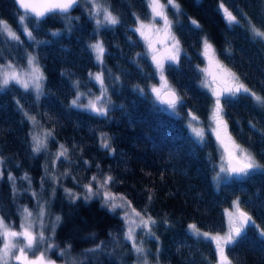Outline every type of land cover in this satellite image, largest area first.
<instances>
[{
  "label": "trees",
  "instance_id": "1",
  "mask_svg": "<svg viewBox=\"0 0 264 264\" xmlns=\"http://www.w3.org/2000/svg\"><path fill=\"white\" fill-rule=\"evenodd\" d=\"M100 1L119 18L118 24L95 30L78 3L65 14L26 20L34 37L30 40L19 24L23 13L13 0H0V20L20 37L15 41L0 34V63L21 67L30 54L44 76L39 98L15 83L0 90V217L16 227L24 207L34 216L43 207L46 243L54 245L49 257L56 262L134 264L137 256L124 239L117 211H109L98 198L85 200L82 193L93 176L110 175V191L156 221L153 237L144 239L156 263L217 264L214 243L197 238L188 226L222 233L223 211L238 199L258 227L248 226L227 254L233 264H264V237L259 235L264 230V170L217 183L216 141L208 132L202 142L196 140L186 124L191 113L206 129L212 116V96L201 85L205 39L222 64L264 96V40L250 31L251 25L264 31V0H176L179 13L160 0L180 42L178 62H166L164 71L181 98L175 113L162 109L149 91L156 71L135 31L137 17L151 20L148 0ZM221 3L238 24L229 25ZM97 42L105 49L102 63L91 48ZM101 73L110 102L107 114L73 107L76 90L93 87L92 78ZM221 105L228 133L264 164V107L243 92L222 97ZM25 112L35 117V124ZM34 127L51 132L38 153L33 152ZM101 134L108 137L110 149L101 146ZM61 145L68 149V159L52 162L53 150ZM9 174L15 177V191ZM25 175L30 183L22 179ZM65 189L80 198L73 202ZM56 216L61 220L53 235ZM97 246L98 251H87Z\"/></svg>",
  "mask_w": 264,
  "mask_h": 264
},
{
  "label": "snow or ice",
  "instance_id": "2",
  "mask_svg": "<svg viewBox=\"0 0 264 264\" xmlns=\"http://www.w3.org/2000/svg\"><path fill=\"white\" fill-rule=\"evenodd\" d=\"M19 8L23 10V14L19 16V24L22 26L23 32L31 40L34 39L33 33L29 30L26 20L35 18L38 22L48 13H68L73 6L79 3V0H15ZM92 5V15L94 17H99L101 12L103 13V21L108 25L118 24L119 18L112 14L108 7L100 3L99 0H88ZM167 4L171 5L177 13L180 11V5L176 3V0H167ZM148 7L151 9L152 22L145 23L137 17V23L139 26L135 29L142 38L145 39L148 45V51L151 54L152 62L156 67L157 72L161 78L160 87L153 86L151 91L154 94L156 100L167 105L169 109L175 110L180 102V97L176 94L175 90L172 89L164 76L165 71V61L171 63H177L180 54V42L176 38L175 34L172 33V21L169 20L165 8L166 5L162 4L160 0H148ZM220 8L223 9L226 20L229 25L238 24L239 21L237 17L233 15L231 11L224 6L223 3L220 4ZM159 17L163 20V29L155 27V20ZM97 25L101 24L99 19L96 20ZM192 25L199 27L197 21L192 20ZM251 24V22L249 21ZM250 31L254 37H258L260 40H264V31L257 28L255 25H251ZM0 34H5L11 40L19 41L20 37L17 35L11 26L4 20H0ZM55 35V33H53ZM152 36L160 37L163 36V40L157 39L155 43H162L163 54H161V49L154 47V42L150 38ZM171 41V44L167 43ZM91 48L96 53V59L98 62H103V53L105 51L102 43L97 42L91 45ZM203 55L208 61L210 67L215 68V72H210L208 69H201L205 73V80L202 86L209 88L212 92L213 97H215V104L212 111L211 119L215 125L212 129L216 139L223 149L222 163L220 167L221 173H226L229 176L236 177H247L251 172L257 170H264V164L257 161L255 155L246 147L237 143L235 139L228 133L227 122L223 118V107L221 105V96L227 95L229 98L237 97L241 92L250 95L259 106L264 107V96L258 95L255 91L251 90L244 83L241 82L239 76L233 72L226 65L222 64L216 57L214 49L211 44L205 39L204 41V51ZM28 69L27 71H18L17 68L11 63L6 66L0 65V90L7 88L10 83H15L20 85L26 91L31 87L37 93V98H39V93L41 90V81L44 79L43 73L41 72L39 66L35 62V58L31 55L28 57ZM211 77V80L208 79ZM94 79L101 85L102 93L101 96L95 99H90L88 104L85 106L88 110L97 115L104 116L107 114L106 105L101 103L106 89L104 88L103 74H97ZM142 91V90H141ZM80 97L77 96L76 99L72 101V105L79 107ZM191 115L192 120H198V117ZM25 116L28 113L25 112ZM28 118L35 124V117L28 116ZM192 128L195 136L202 142L204 137V131L201 128H197L189 125ZM51 135V132L44 133L43 137L39 135H33V152H40L42 148L46 147V138ZM101 146L103 148L110 149V142L106 134H101ZM63 156L68 159V149L63 145L60 146V151L57 154V159ZM3 160L0 159V164ZM3 173L0 172V176ZM67 175V173H65ZM8 179L13 182V190L15 191V177L11 174L8 175ZM22 179L29 180L27 175L22 177ZM55 179V178H54ZM219 179V176H217ZM92 181H95L97 187L93 189L92 183L84 185L86 194L85 200H90L94 196L102 197V206L107 207L109 211L115 212L117 208H130L131 212L125 211L124 222L127 226V231L124 233V239L131 242L132 251L137 256V264H148V259L146 255V250L143 247V241L137 242V229L145 230L146 234L153 236L151 226L156 223V221L151 216L142 215L141 212L136 211L135 208L131 207V202L127 201L124 196H117L113 194L108 185L113 181L112 176H105L103 180L96 176L92 177ZM70 197L73 198V202L79 199V195L73 193L70 189H65ZM36 194L33 193V196ZM152 199L151 196L148 198ZM232 211L225 210V215L228 217V230L223 235L211 234L209 232H202L195 224H190L188 226L189 231L197 238L203 237L205 240H210L215 245L217 264H233V260L230 259L227 254V250L230 246L235 245L246 233L247 227L251 224L255 225V221L248 212L241 208L240 201L237 199L233 201ZM21 223L19 229L17 230L11 224L7 223L3 217H0V264H54L53 261L46 257V252L50 250L54 245L48 244L45 251H41L39 255H34L30 258L29 253H35L38 250V246L46 242V237L43 232L45 227L43 223V217L45 215V209L40 207L38 216L40 218V231L35 230V223L32 219L33 212L27 207H24L21 211ZM61 217L56 216L55 223L52 226L53 235L55 234V227L60 222ZM258 227V226H256ZM259 235L264 237V230H261ZM99 246L95 249H89V252L98 251ZM61 255H64L61 252ZM71 264H77V261L73 259Z\"/></svg>",
  "mask_w": 264,
  "mask_h": 264
},
{
  "label": "rangeland",
  "instance_id": "3",
  "mask_svg": "<svg viewBox=\"0 0 264 264\" xmlns=\"http://www.w3.org/2000/svg\"><path fill=\"white\" fill-rule=\"evenodd\" d=\"M99 2L100 3H102L100 0H99ZM79 3H80V8H83V9H85V12L87 13V15H88V17L92 20V23H93V26H94V29L95 30H97L98 29V27H101V26H103V25H108V24H106L104 21H103V13L101 12V14H100V16L99 17H94L93 15H92V12H93V9H92V5H91V3H89L88 2V0H79ZM103 4V3H102ZM171 6V5H170ZM150 11H151V9H150ZM97 19H99L100 21H101V24L98 26L97 25V23H96V20ZM150 22H152V13H151V20L149 21V22H147V23H150ZM163 20H161L159 17H157L156 18V20H155V27L156 28H160V29H163ZM139 26V25H138ZM138 33V32H137ZM138 35H139V37L141 38V40H142V42H143V45L145 46V48H146V53H147V55L149 56V58H150V60H151V62H152V58H151V54L149 53V51H148V45H147V43H146V41H145V39L144 38H142L141 37V35L138 33ZM152 40H153V42H154V47L155 48H157V49H161V54H163V47H164V45L162 44V43H155V41L157 40V39H160V40H163V36H160V37H156V36H152V37H150ZM168 44H169V46H170V44H171V41H168L167 42ZM95 44V43H94ZM96 54V53H95ZM30 55V54H29ZM31 56H33V55H31ZM29 57V56H28ZM28 57H27V59H26V61H25V63H24V65L23 66H21V67H16L15 65V67L17 68V70L18 71H27V70H29L28 69V63H27V61H28ZM34 57V56H33ZM205 57V56H204ZM35 58V57H34ZM36 62V61H35ZM166 62H168V61H165V63ZM7 64H9L8 62H3V63H0V65H2V66H6ZM36 64H37V62H36ZM152 64H153V62H152ZM13 65V64H12ZM38 65V64H37ZM39 66V65H38ZM153 66H154V69H155V71H156V77H157V81H156V83L154 84L155 86H157V87H160V85H161V78H160V75H159V73L157 72V70H156V67H155V65L153 64ZM40 68V67H39ZM202 69H208L210 72H215V68L214 67H210L209 66V63H208V61L205 59V63H204V65H203V68ZM41 70V69H40ZM95 75H97V74H95ZM208 79L209 80H211V77H208ZM205 80V73L204 72H202V76H201V85L203 84V81ZM42 84H43V80L41 81V89H42ZM92 85H93V87H91V88H89L87 91H85V90H81V89H78V90H76V92H75V94H74V97L72 98V100H71V102H70V104L72 105V101L74 100V99H76V97L77 96H79L80 97V99H79V101H78V103H79V107H76V106H73V107H76V108H86L85 106L88 104V101L90 100V99H95L96 97H99V96H101V93H102V89H101V85L94 79V77L92 78ZM154 85H152V86H150V88H149V91H150V93L154 96V94L152 93V91H151V89H152V87L154 86ZM169 85V84H168ZM20 86V85H19ZM170 86V85H169ZM211 96H213L212 95V92H211V90L209 89V88H205V87H203ZM29 90H31L34 94H36L37 95V93H36V91L33 89V88H29ZM40 93H41V90H40ZM39 93V94H40ZM222 96H226V94L225 95H222ZM221 96V97H222ZM155 97V96H154ZM213 101H214V103H215V97L213 98ZM158 102V101H157ZM101 103L102 104H104V105H106V107L110 104V102H109V99H108V97H107V93H104V96H103V99L101 100ZM159 103V102H158ZM159 105H160V107L162 108V109H164L165 111H167V112H169V113H175V110H172V109H169L168 107H167V105H165V104H161V103H159ZM186 124H187V128H188V131L190 132V134L196 139V140H198V141H200L196 136H195V134L193 133V131H192V128L189 126L190 124L192 125V126H194V127H197V128H201V129H203V131H204V136H205V133L206 132H208L213 138H214V140L216 141V144H217V147H218V151H219V159H218V163H217V168H216V173H215V180L217 181V183H220V182H223V181H226V180H228L229 178H230V176L229 175H227L226 173H221L220 172V167H221V165H222V163H224V160H222V155H223V149L220 147V145H219V143H218V141H217V139H216V136H215V134H214V132H213V128L215 127V125H214V123H213V121H212V119L210 118V123H209V126L206 128V129H204L198 122H197V120H192V118L191 117H188V119L186 120ZM47 131L46 130H44V129H39V128H33V130H32V137H33V135H39V136H41V137H43V135H44V133H46ZM49 137V136H48ZM48 137L46 138V140L48 139ZM204 138V137H203ZM32 143H33V140H32ZM34 146V145H33ZM32 146V147H33ZM60 151V146H57L54 150H53V152H52V158H51V160H52V162H54L56 159H57V154H58V152ZM62 157V156H61ZM217 176H219V179H217ZM101 180H103V178L101 179ZM91 183H92V185H93V189L95 190V188L97 187V184H96V182L95 181H92V179H91V181H90ZM83 189H82V193H83V195H84V197H85V194H86V190H85V187L83 186L82 187ZM113 194H115V193H113ZM117 196H120V195H118V194H116ZM92 198H98L99 200H100V202L103 204V201H102V197H100V196H94V197H92ZM235 201V200H234ZM232 204H233V201H231L230 202V204L224 209V211H223V216H224V221H225V225H226V228H225V230L222 232V233H219V234H221V235H223L224 233H226L227 232V230H228V217L225 215V210L227 209V210H229V211H232L233 209H232ZM132 207V206H131ZM107 208V207H106ZM108 209V208H107ZM109 210V209H108ZM115 211H117V213L119 214V216H120V218H121V220H122V222H123V226H124V233L127 231V226H126V224H125V222H124V219H123V217H124V214H125V211H128L129 213L131 212V209L130 208H127V207H125V208H117ZM143 215V214H142ZM21 219H22V217H21V215H20V220H19V223H18V225L16 226V227H14V228H16L17 230L19 229V225H20V223H21ZM32 219L34 220V221H36V223H35V230L38 232V231H40L41 229H40V218H39V216L36 214V216H34L33 215V217H32ZM44 223V222H43ZM189 229V228H188ZM43 232H44V235H45V237L47 238V231L45 230V228H43ZM136 235H137V242H140V241H143V247L145 248V250H146V255H147V259H148V264H158V263H156L154 260H151V257L149 256V254H148V252H149V249L145 246V244H144V239L145 238H152L153 236H149V235H147L146 234V232H145V230H143V229H137V233H136ZM47 240V239H46ZM131 243V242H130ZM48 246H47V243L45 242V243H42V244H40L39 246H38V250L37 251H35V253H29V256H30V258H33L34 257V255H39V253L41 252V251H45V249L47 248ZM46 257L48 258V259H50L51 261H53L54 262V264H71L70 262H56L54 259H52V258H50L49 257V251H47L46 252ZM134 264H137V261L134 263Z\"/></svg>",
  "mask_w": 264,
  "mask_h": 264
},
{
  "label": "water",
  "instance_id": "4",
  "mask_svg": "<svg viewBox=\"0 0 264 264\" xmlns=\"http://www.w3.org/2000/svg\"><path fill=\"white\" fill-rule=\"evenodd\" d=\"M13 3H14V5H15L16 9H17L19 12L23 13V10L19 8V5L16 4L15 0H13ZM74 7H75V6H73V8H74ZM73 8H72V9H73ZM72 9H70L69 12H70ZM56 13H59V12H56ZM48 14H50V13H48ZM48 14H46V15H48ZM59 14H65V13H59ZM46 15H45V16H46ZM45 16H44V17H45ZM44 17H43V18H44ZM33 18H34V17H33ZM43 18H41V19H43ZM41 19H40V20H41ZM176 94H177V93H176ZM235 177H236V176H235ZM249 226H251V224H250Z\"/></svg>",
  "mask_w": 264,
  "mask_h": 264
},
{
  "label": "flooded vegetation",
  "instance_id": "5",
  "mask_svg": "<svg viewBox=\"0 0 264 264\" xmlns=\"http://www.w3.org/2000/svg\"><path fill=\"white\" fill-rule=\"evenodd\" d=\"M222 97H227V95H226V96H222ZM222 97H221V98H222ZM213 98H214V97L212 96V99H213ZM213 103H214V101H213ZM214 104H215V103H214ZM231 178H239V177L230 176V178H229V179H231ZM229 179H228V180H229ZM226 181H227V180H226Z\"/></svg>",
  "mask_w": 264,
  "mask_h": 264
}]
</instances>
